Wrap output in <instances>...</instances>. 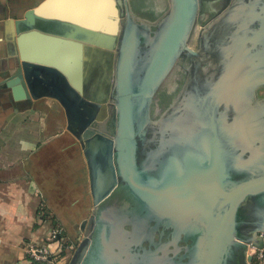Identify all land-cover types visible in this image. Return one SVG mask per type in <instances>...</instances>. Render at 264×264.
<instances>
[{"label": "water", "instance_id": "water-1", "mask_svg": "<svg viewBox=\"0 0 264 264\" xmlns=\"http://www.w3.org/2000/svg\"><path fill=\"white\" fill-rule=\"evenodd\" d=\"M114 1L100 97L57 63L24 58L1 83L27 99L43 84L82 149L92 209L68 264H253L248 247L264 234V0H229L200 27L207 0H167L154 15ZM176 67L179 85L165 87Z\"/></svg>", "mask_w": 264, "mask_h": 264}, {"label": "crops", "instance_id": "crops-1", "mask_svg": "<svg viewBox=\"0 0 264 264\" xmlns=\"http://www.w3.org/2000/svg\"><path fill=\"white\" fill-rule=\"evenodd\" d=\"M118 21L114 0H0V264H31L25 247L54 248L57 225L70 240L82 238L79 225L92 209L82 149L62 106L43 84L27 99L1 83L24 58L57 63L100 97Z\"/></svg>", "mask_w": 264, "mask_h": 264}, {"label": "built area", "instance_id": "built-area-1", "mask_svg": "<svg viewBox=\"0 0 264 264\" xmlns=\"http://www.w3.org/2000/svg\"><path fill=\"white\" fill-rule=\"evenodd\" d=\"M62 228L57 225L53 228L50 241L54 248L47 244L29 243L25 247V254L30 263L37 264H63V257L58 256L63 250L68 253L73 249L72 244H64L65 237L62 235ZM262 242L259 246L250 245L247 253L253 258V264H264V234H259ZM60 240V243L58 242Z\"/></svg>", "mask_w": 264, "mask_h": 264}, {"label": "rangeland", "instance_id": "rangeland-1", "mask_svg": "<svg viewBox=\"0 0 264 264\" xmlns=\"http://www.w3.org/2000/svg\"><path fill=\"white\" fill-rule=\"evenodd\" d=\"M132 4L135 8V10L140 11L142 13H145L147 15H154L155 13H159L160 11H162L166 5H167V0H132ZM205 3L203 2L202 4V18L198 20L197 26H201L203 23H205L207 21V19L212 15L211 12H208L207 8L204 5ZM195 32L197 33V30H195ZM192 46L195 45L194 40L192 41ZM180 75V71L178 69V67H176L172 74L168 77L167 82L165 83V87H167L168 85H175V84H179V78H177L176 76ZM88 85V84H87ZM91 88L85 87L84 90L86 91V94L88 93V90H90ZM83 173H84V180H85V185H84V190L86 194H89V190H88V178H87V171H86V164H84L83 166ZM90 195V194H89ZM88 195V197H89ZM91 204V200H89V205ZM89 210L88 213L89 214ZM85 215V219L88 217V215ZM62 234L65 236V243L66 244H72L73 245V249L70 250L68 253H65L62 255L63 257V263L64 264H68L70 261V258L73 254V251L76 247V245L79 243L81 238H76L74 240H70L69 238H67L66 234L62 232Z\"/></svg>", "mask_w": 264, "mask_h": 264}, {"label": "flooded vegetation", "instance_id": "flooded-vegetation-1", "mask_svg": "<svg viewBox=\"0 0 264 264\" xmlns=\"http://www.w3.org/2000/svg\"><path fill=\"white\" fill-rule=\"evenodd\" d=\"M228 1L229 0H207L204 2V5L208 9L207 11L212 13L211 16H213L215 13L219 12L224 6H226L228 4ZM211 16L207 19V21L211 18ZM166 92L162 94V100L160 99L164 103H167L169 101V96L166 95ZM259 97H264V90L259 91Z\"/></svg>", "mask_w": 264, "mask_h": 264}, {"label": "trees", "instance_id": "trees-1", "mask_svg": "<svg viewBox=\"0 0 264 264\" xmlns=\"http://www.w3.org/2000/svg\"><path fill=\"white\" fill-rule=\"evenodd\" d=\"M58 242L60 243V240H58ZM64 242H66V241H64ZM64 244H66V243H64ZM66 252L63 250L61 253H59V255L58 256H62L63 254H65ZM31 264H37V263H31Z\"/></svg>", "mask_w": 264, "mask_h": 264}]
</instances>
